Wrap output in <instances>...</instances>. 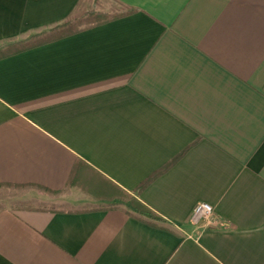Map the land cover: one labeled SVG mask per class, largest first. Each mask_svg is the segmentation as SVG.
Here are the masks:
<instances>
[{
  "label": "crops",
  "instance_id": "crops-1",
  "mask_svg": "<svg viewBox=\"0 0 264 264\" xmlns=\"http://www.w3.org/2000/svg\"><path fill=\"white\" fill-rule=\"evenodd\" d=\"M81 1L0 0V185L61 206L1 208L0 264H264V0H108L8 48Z\"/></svg>",
  "mask_w": 264,
  "mask_h": 264
},
{
  "label": "rangeland",
  "instance_id": "rangeland-1",
  "mask_svg": "<svg viewBox=\"0 0 264 264\" xmlns=\"http://www.w3.org/2000/svg\"><path fill=\"white\" fill-rule=\"evenodd\" d=\"M108 0H82L79 8L83 13V17L75 22L71 27L66 30H73L90 25L94 22L103 21L108 19L109 16L114 14L119 6L107 3ZM78 8V9H79ZM86 11V12H84ZM90 11H93L92 13ZM37 189L33 186H10L0 185V209L1 208H47V209H60V207L49 204L47 202H38V198L32 194L36 193ZM126 198L125 195L119 194L117 199ZM106 207H119L126 208L124 202H107Z\"/></svg>",
  "mask_w": 264,
  "mask_h": 264
},
{
  "label": "trees",
  "instance_id": "trees-1",
  "mask_svg": "<svg viewBox=\"0 0 264 264\" xmlns=\"http://www.w3.org/2000/svg\"><path fill=\"white\" fill-rule=\"evenodd\" d=\"M78 8H79V5L73 11V13L71 15H69L64 21H62L61 23L51 27L49 30L35 33L26 39L11 42L8 44V48L11 51L21 50V49L27 48L29 46H32L36 43H39L41 41H45L47 39L57 37V36H59L61 31L68 33V32L79 29V28H75L73 30H66V28L71 27L73 24H75V22L79 21L83 17V15H87L89 13V12L87 13L86 11H84L86 13H83V11L80 8L79 9ZM128 11H130V9H125L122 6H119V9L114 14L109 16V18L113 17V16L124 14ZM90 12L92 13L93 11H90ZM167 167H168V165L163 166L162 168H160L159 170L154 172L147 180H145L142 184H140L139 189L142 188L145 184H147L148 181L152 177L163 172ZM125 195L127 197V201L124 202V204L126 206L127 213L134 215V216H137V217H140V218L153 219V220L159 219V216L153 210H151L145 204H143L142 202L137 200L134 196H132L130 194H125ZM51 210H55V209H51Z\"/></svg>",
  "mask_w": 264,
  "mask_h": 264
},
{
  "label": "built area",
  "instance_id": "built-area-1",
  "mask_svg": "<svg viewBox=\"0 0 264 264\" xmlns=\"http://www.w3.org/2000/svg\"><path fill=\"white\" fill-rule=\"evenodd\" d=\"M200 220H207L208 224H218V219L215 217L213 207L207 202H197L190 213L189 221L191 224H196Z\"/></svg>",
  "mask_w": 264,
  "mask_h": 264
}]
</instances>
